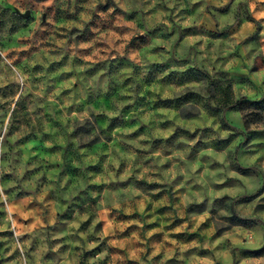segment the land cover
<instances>
[{
  "label": "rangeland",
  "instance_id": "374dc122",
  "mask_svg": "<svg viewBox=\"0 0 264 264\" xmlns=\"http://www.w3.org/2000/svg\"><path fill=\"white\" fill-rule=\"evenodd\" d=\"M0 264H264V0H0Z\"/></svg>",
  "mask_w": 264,
  "mask_h": 264
},
{
  "label": "trees",
  "instance_id": "16d2710c",
  "mask_svg": "<svg viewBox=\"0 0 264 264\" xmlns=\"http://www.w3.org/2000/svg\"><path fill=\"white\" fill-rule=\"evenodd\" d=\"M228 98L226 100H224V103L222 106L225 108H233L235 107L237 104L235 102H232V98L230 97V94L227 93ZM253 103H258L257 101L253 102ZM231 214L233 219H235L236 221H241V222H251L252 220H248V219H244L239 217L238 215L235 214L233 207L230 208Z\"/></svg>",
  "mask_w": 264,
  "mask_h": 264
},
{
  "label": "clouds",
  "instance_id": "9594fccd",
  "mask_svg": "<svg viewBox=\"0 0 264 264\" xmlns=\"http://www.w3.org/2000/svg\"><path fill=\"white\" fill-rule=\"evenodd\" d=\"M17 235H19V233H17ZM17 247H19V245H17Z\"/></svg>",
  "mask_w": 264,
  "mask_h": 264
}]
</instances>
